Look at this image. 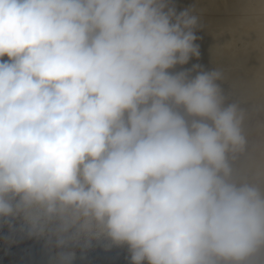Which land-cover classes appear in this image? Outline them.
<instances>
[{"label": "clouds", "instance_id": "9594fccd", "mask_svg": "<svg viewBox=\"0 0 264 264\" xmlns=\"http://www.w3.org/2000/svg\"><path fill=\"white\" fill-rule=\"evenodd\" d=\"M203 27L175 0H0L6 241L42 240L48 264L97 246L129 264H264L249 83L231 64L184 67Z\"/></svg>", "mask_w": 264, "mask_h": 264}, {"label": "bare ground", "instance_id": "6f19581e", "mask_svg": "<svg viewBox=\"0 0 264 264\" xmlns=\"http://www.w3.org/2000/svg\"><path fill=\"white\" fill-rule=\"evenodd\" d=\"M259 2V6L248 10L247 6L253 3L249 0H175L180 9L195 6L202 10L204 27L197 31L200 37L197 43L201 46V58L198 61L214 58L213 48L227 45L220 57L236 66L239 74L248 81L246 95L259 94L264 90V74L257 71L260 58L264 56V48H260V44H264V0ZM246 26L251 29H244ZM237 40H241L240 47L231 43ZM42 247L41 240L33 239L26 245L21 241L19 248L12 250L10 245L0 253V264H48L47 257L41 253ZM76 264H86V261L78 259Z\"/></svg>", "mask_w": 264, "mask_h": 264}, {"label": "rangeland", "instance_id": "374dc122", "mask_svg": "<svg viewBox=\"0 0 264 264\" xmlns=\"http://www.w3.org/2000/svg\"><path fill=\"white\" fill-rule=\"evenodd\" d=\"M249 2L250 3L253 2V3L251 4V6L249 5L247 6L248 10L252 9L254 6H259L260 4L259 0H251V1L249 0ZM245 28H247L248 30L251 29L250 27L247 26L244 27V29ZM222 42L226 43V40L222 39ZM231 43L234 46L235 45L241 46V40L233 41ZM257 46H259V44H257ZM260 48H264V44H260ZM217 59L219 61L215 60L214 58L208 60H200V61L191 60L188 65L200 63L204 65L206 69L210 70L218 66L219 64H223V65L229 64L221 57L220 58L217 57ZM246 97H247V106L249 107L250 110L249 118L246 121V132L249 137L250 144L253 146H260L262 143H264V129H261L259 127L260 122L264 121V110H255V109H259L262 105H264V90L261 91L259 94L246 95ZM6 234H7V229L0 228V253L5 251L8 247H10V245H11L10 249L12 250L15 249L16 247L19 248V244L21 241L23 242V245H26L32 241V239L16 237L15 243H9L4 239V236ZM34 240L35 239H33V241ZM42 248L43 249H41V253L43 252V254L48 259V253L44 249V242ZM77 254H79V250H77ZM127 256L128 253L126 248H113L109 251H105L103 247L97 246L88 251L86 264H129V261L126 258Z\"/></svg>", "mask_w": 264, "mask_h": 264}, {"label": "flooded vegetation", "instance_id": "af4514ba", "mask_svg": "<svg viewBox=\"0 0 264 264\" xmlns=\"http://www.w3.org/2000/svg\"><path fill=\"white\" fill-rule=\"evenodd\" d=\"M29 244V243H28Z\"/></svg>", "mask_w": 264, "mask_h": 264}]
</instances>
